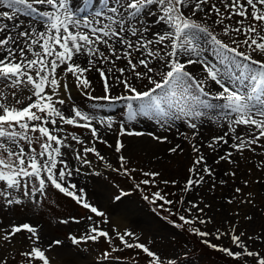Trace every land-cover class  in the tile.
<instances>
[{
    "label": "snow or ice",
    "instance_id": "obj_1",
    "mask_svg": "<svg viewBox=\"0 0 264 264\" xmlns=\"http://www.w3.org/2000/svg\"><path fill=\"white\" fill-rule=\"evenodd\" d=\"M82 2L90 9L84 14L73 0H0V198L5 206L21 205L25 200L39 203L37 197H45L46 190L51 187L96 216H105V213L87 203L83 195L74 191L77 187L75 184L64 186L67 177L72 175L67 161L63 159L66 155L63 149L73 147L68 143V138L70 136L76 144H84L74 133L58 135L65 132L64 125L88 129L93 141L107 144L93 124L95 117L76 107H72L67 115L62 110L61 106L66 101L60 96L61 92L69 91L66 80L69 75L74 78L77 88L91 90L92 82L85 73L95 69L103 83L104 95L92 96L90 91L85 94L92 100L127 101L129 121L137 115L149 114L158 117L172 115L176 119L199 118L204 115L198 110L200 108L221 109L223 118L227 120L228 132L214 137L213 143L207 145L213 152L217 151L216 145L221 142L229 143L225 138L229 133L234 141L230 147L241 153L246 148L254 151L252 146L264 139V0H220L222 7L211 0H98V9L89 0ZM197 13H203L205 21L215 14L213 23L223 26L225 36L235 33L244 38L232 39L231 44L235 46L225 43L210 31L206 23L193 18ZM19 15L35 16L37 20L33 21L31 27L23 28L16 23ZM147 17L154 18L146 23ZM234 17L240 18L235 20V26L225 24V20L232 21ZM8 22H12L11 25ZM36 23L40 24L42 30H37ZM152 25L159 27L154 29ZM12 29L19 30L13 33ZM202 37L213 46L215 62L204 55L206 49L199 43ZM241 45L246 46L248 51H241ZM101 46L107 50V55ZM133 53H139V57ZM257 55L259 58H256ZM81 58L86 62L85 66L77 62ZM120 60L126 61V64L114 71L116 61ZM98 61L113 67L106 72L103 67L97 66ZM190 65L200 66L201 78L187 70ZM139 67L144 71H138ZM126 71L136 80L147 79L152 87L145 91L138 90L131 77L125 76ZM156 76L160 79H156ZM110 77H114L116 85L122 86L128 94L112 96ZM209 82L218 86L219 90L214 94L205 90ZM201 97H210L221 103H207ZM136 101L140 102L138 108L133 107ZM96 123L112 128L110 120ZM241 126L244 131L237 134ZM189 127L195 129L197 125L189 122ZM125 135L141 136L143 133L127 131L121 125L119 136ZM154 138L161 142L167 140V137ZM123 147V143L117 139L115 152L120 153ZM178 149L182 151L180 145L169 151L175 153ZM73 150L74 158L83 164L91 163L85 158L88 153H93L101 161L105 160L95 143L83 147L84 155ZM192 150L197 153V158L189 168L191 175L182 189L185 192L190 186L203 183L205 175L209 178L214 176V170L207 165L200 147L192 144ZM231 155V152L220 155L214 163H231ZM125 159L122 155L119 157L121 167ZM201 165L203 175L198 172ZM144 175L155 177L159 173ZM225 175L234 176L235 173ZM192 176H198V179L193 180ZM142 183L149 184L150 181L146 179ZM220 183L226 181L221 180ZM235 191L239 193L241 189ZM153 196V203L155 200H162L164 204L173 203L160 192L153 193ZM144 199L148 200L149 197L145 196ZM228 202L231 203L230 200ZM160 207L163 208V204ZM192 207L198 208V205L193 204ZM198 210L203 212V209ZM88 219L91 220V217ZM179 219L186 224L191 223L185 216ZM104 222L107 223L106 220ZM199 222L205 223L204 220ZM61 223L68 221L62 220ZM22 231L29 234L31 241L30 251L22 253L28 257L29 264H50L49 257L40 246L38 230L30 224L13 225L3 239L8 241ZM196 234L202 237L209 235L199 230ZM221 235L224 234H218L216 238L220 239ZM117 236L124 247L142 250L150 258L149 264H163L158 254L144 244L129 243L125 239L126 236L133 237V233L117 232ZM101 237L112 242L109 233L98 227H91L80 238L70 236L69 239L72 244L79 245L89 240L95 242ZM231 240L241 251L209 246L235 259L247 256L256 258V264H264V256L248 250L239 235L232 234ZM60 244L61 240H54L48 248ZM104 255L107 257L108 253ZM169 264L172 262L169 261Z\"/></svg>",
    "mask_w": 264,
    "mask_h": 264
},
{
    "label": "rangeland",
    "instance_id": "obj_2",
    "mask_svg": "<svg viewBox=\"0 0 264 264\" xmlns=\"http://www.w3.org/2000/svg\"><path fill=\"white\" fill-rule=\"evenodd\" d=\"M211 2L221 6L220 0H211ZM97 4H99L98 0H94L92 5L96 8ZM153 18L147 17L146 23ZM193 18L206 23L210 31L231 46H235L231 44L232 39L244 38L235 33L225 36L223 26L213 23L215 14L206 21L203 13H197ZM237 19L240 18L225 20V24L235 26ZM34 20H37V17L27 15L17 17L19 24L23 23L26 27H31ZM35 26L40 27V24L36 23ZM152 27L156 29L159 26L152 25ZM199 43L206 49L204 53L206 58L215 62L216 57L210 42H206L202 37ZM117 48L119 50V45ZM101 50L108 54L103 46ZM240 50L248 51L244 45H241ZM133 55L139 57V53ZM256 58L259 56L257 55ZM125 64L124 60L116 61L113 70L124 67ZM155 64L156 62L153 61V65ZM97 66L103 67L106 72L108 68L113 67L109 63L101 64L99 61ZM137 70L144 71L142 67ZM187 70L198 79L202 77L200 67L190 65ZM115 74L119 75V73ZM85 76L92 82L91 90H81L75 86L73 77L66 78L69 91L61 92L60 98L66 101L65 105L61 106L62 110L67 115L72 107H76L95 117L96 121H99L98 119L112 121V128L108 129L93 121L101 138L106 140L107 144L100 143L99 140L93 141L90 130L71 125L63 126L64 133H57L58 135L74 133L84 141L83 145H79L69 136L68 143L73 147L63 149L66 153L63 159L67 161L69 170L72 171L64 186L67 187L69 183L75 184L77 187L74 191H77L78 195H83L87 203L105 213V216H96L72 198L51 187L46 190L45 197H37L39 203L25 200L21 205L5 206L0 198V264H29L28 257L22 255L30 251L31 247L29 234L26 231L16 234L8 241L3 239L13 225L23 223L37 228L40 246L49 257L50 264H149L150 258L142 250L124 247L117 232L133 233V237L126 236L125 239L129 243L144 244L158 254L163 264H169V261L172 264H256V258L244 256L235 259L209 245L228 248L232 252L241 251L231 240V235L235 234L241 237L248 250L264 256V139L252 146L254 151L246 148L241 153L230 147L234 141L229 133L225 137L229 143L226 145L221 142L216 145L217 151L213 152L207 145L213 143L214 137L228 132L227 120L223 118L221 109L200 108L198 110L204 115L199 118L176 119L172 115L158 117L149 114L137 115L134 120L129 121L127 101L109 102L89 99L85 94L87 91H90L92 96L104 95L103 83L95 69L92 74L85 73ZM125 76L131 77V73L126 71ZM155 78L160 79L159 76ZM131 82L140 91L152 87L147 79L136 80L131 77ZM110 83L112 96L128 94L122 86L116 85L114 77H110ZM205 90L214 94L219 89L213 82H209ZM18 95L22 94L18 93ZM201 99L207 103H221L211 100L210 97H201ZM9 100L12 101L11 96ZM139 103V101L133 102V107L138 108ZM90 104H93L92 109ZM189 122L195 123L197 127L195 129L189 127ZM121 125H124L127 131H136L143 135L119 136ZM243 131L241 126L237 129V134ZM154 137H167V140L161 142ZM117 139H120L124 145L120 153L114 150ZM93 143L105 160L101 161L93 153L85 155V158L91 161L90 164H83L74 158L73 149L84 155L83 147H90ZM192 144L200 147L207 165L214 170V176L209 178L205 175L203 183L190 186L185 192L182 189L191 175L189 168L197 158V153L192 150ZM176 145H180L182 151L178 149L175 153L170 152L169 149ZM228 152L232 153L230 160L233 162L214 163L220 155H226ZM121 155L126 158L123 167L119 160ZM202 167V165L198 167L201 175H203ZM76 169L79 171L77 172ZM145 173H159V175L152 177L144 175ZM225 173H235V175H225ZM146 179L150 181L149 184L142 183ZM192 179L196 180L198 176H192ZM221 180L226 183L221 184ZM164 181L169 183L165 184ZM172 181L176 183L173 184ZM237 188L241 189L239 193L235 191ZM80 189L83 190L82 193L79 192ZM155 192H160L166 200H171L173 203L164 204L162 200H155L153 203ZM117 196L120 198L116 199ZM145 196L149 199L145 200ZM229 200L231 203L228 202ZM161 204L163 208L160 207ZM193 204L198 205V208L192 207ZM198 209H203V212ZM180 216H185L191 223L186 224L181 221ZM88 217H91V220ZM62 220H67L68 223H61ZM105 220L107 223L104 222ZM200 220H204L205 223L201 224ZM118 221L124 223L120 225ZM91 227L107 231L112 242L109 243L101 237L95 242L89 240L79 245L71 243L70 236L80 238L86 235ZM197 230L209 235L202 237L196 234ZM221 233L224 235L217 239V235ZM54 240H61L62 244L48 248ZM105 253H108L107 257ZM185 253H188V256H185Z\"/></svg>",
    "mask_w": 264,
    "mask_h": 264
},
{
    "label": "bare ground",
    "instance_id": "obj_3",
    "mask_svg": "<svg viewBox=\"0 0 264 264\" xmlns=\"http://www.w3.org/2000/svg\"><path fill=\"white\" fill-rule=\"evenodd\" d=\"M73 3L75 4V6H77V8L81 11V10H83V6H81V3H82V0L80 1V0H73ZM100 7V5L99 4H97V6H96V8L98 9ZM10 25H11V23L12 22H8ZM16 23H20L19 21H16ZM22 25V27L23 28H29V27H26V26H23V23L21 24ZM36 27V26H35ZM37 28V30L38 31H40V30H42L41 29V27H39V26H37L36 27ZM17 30H19V29H12V31H17ZM186 58V57H185ZM212 61H214L213 59H211ZM77 62H79V63H81L82 64V66H85L86 65V62L83 60V58H81L80 60H78ZM194 67H200L199 65H194ZM193 69V68H192ZM90 74H92L93 73V70L91 71V72H89ZM70 77H72L71 75H69ZM68 76V77H69ZM69 77V78H70ZM119 223H120V225L122 224V223H124V222H121V221H118Z\"/></svg>",
    "mask_w": 264,
    "mask_h": 264
}]
</instances>
